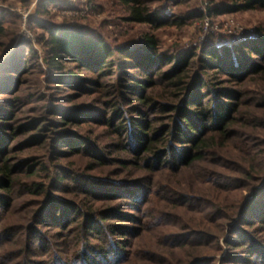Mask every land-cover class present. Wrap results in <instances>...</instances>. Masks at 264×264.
Segmentation results:
<instances>
[{"label":"trees","instance_id":"trees-1","mask_svg":"<svg viewBox=\"0 0 264 264\" xmlns=\"http://www.w3.org/2000/svg\"><path fill=\"white\" fill-rule=\"evenodd\" d=\"M111 1L122 43L57 0L18 39L0 8V264H264V24L186 51L156 34L264 0Z\"/></svg>","mask_w":264,"mask_h":264},{"label":"rangeland","instance_id":"rangeland-1","mask_svg":"<svg viewBox=\"0 0 264 264\" xmlns=\"http://www.w3.org/2000/svg\"><path fill=\"white\" fill-rule=\"evenodd\" d=\"M41 0H31L29 8H25L22 3L18 0H0V8L7 9L9 7L14 8V11L22 16L21 31L19 33L18 39L20 37H25L27 39H33V33L29 29L28 22L32 15L36 13L38 3ZM57 5H52L50 10L55 15V21H61L63 17L69 16H80L84 25L91 26L98 32H101L103 36L109 38L110 43L115 44V42L122 43L125 42V37L120 35L121 33L118 29H115V26L112 24V20L116 19L118 16V8L111 0H57ZM163 2L155 0L152 4L154 8H163ZM98 3V11L96 9ZM207 0H196L187 6H183L179 11L175 9H169L176 14H183L186 11H201L206 13L208 8ZM100 7V8H99ZM168 10V11H169ZM264 24V11L246 13L242 15H225L217 18H203L195 19L192 18L186 22V25L182 29L175 28H165L158 31L156 34L163 46V49H172L177 46L180 47V50H190L196 46H204L208 43L209 37L215 35L219 43H229L236 39V35H252L255 28ZM147 27L145 26H134L133 29L135 32L144 30ZM133 37H136L133 36ZM40 50L39 46H36ZM33 75L28 76L27 86H32V90H36L37 86H33L32 82ZM37 85V83H36ZM43 88V93H53L51 89L46 87ZM59 92V97L63 96ZM57 94V93H53ZM57 97L56 100L64 102L63 97ZM96 97L92 98H82L72 105L81 106L88 102L94 104L97 102ZM62 106L67 107L69 104ZM43 104H33L32 108L35 106H42ZM92 126L85 127L82 131L83 134L87 135ZM15 147H19L14 143ZM36 150L31 152H25L19 154V156H30L35 154ZM39 152V151H38ZM16 153H18L16 151ZM20 153V152H19ZM24 154V155H23Z\"/></svg>","mask_w":264,"mask_h":264}]
</instances>
